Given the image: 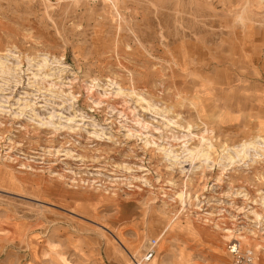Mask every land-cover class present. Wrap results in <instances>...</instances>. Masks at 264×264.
I'll use <instances>...</instances> for the list:
<instances>
[{
  "label": "rangeland",
  "instance_id": "rangeland-1",
  "mask_svg": "<svg viewBox=\"0 0 264 264\" xmlns=\"http://www.w3.org/2000/svg\"><path fill=\"white\" fill-rule=\"evenodd\" d=\"M152 239L263 264L264 0H0V264Z\"/></svg>",
  "mask_w": 264,
  "mask_h": 264
},
{
  "label": "built area",
  "instance_id": "built-area-1",
  "mask_svg": "<svg viewBox=\"0 0 264 264\" xmlns=\"http://www.w3.org/2000/svg\"><path fill=\"white\" fill-rule=\"evenodd\" d=\"M158 240L152 239L145 247L141 259H134V264H155L154 260L157 255ZM228 251L233 258L234 264H256L253 252L243 251L238 242L229 246Z\"/></svg>",
  "mask_w": 264,
  "mask_h": 264
},
{
  "label": "bare ground",
  "instance_id": "bare-ground-1",
  "mask_svg": "<svg viewBox=\"0 0 264 264\" xmlns=\"http://www.w3.org/2000/svg\"><path fill=\"white\" fill-rule=\"evenodd\" d=\"M253 145V144H252ZM202 154H201V156L203 157V159L205 160V161H207L208 160V158H209V156H210V154L208 153V152H206V151H203V152H201ZM228 232V235H227V238H231V239H233L235 236L232 234V232L230 231H227ZM226 232V233H227ZM161 237V236H160ZM225 238V237H224ZM263 264H264V260H263V262H262ZM178 264V263H177ZM188 264V263H187Z\"/></svg>",
  "mask_w": 264,
  "mask_h": 264
},
{
  "label": "crops",
  "instance_id": "crops-1",
  "mask_svg": "<svg viewBox=\"0 0 264 264\" xmlns=\"http://www.w3.org/2000/svg\"><path fill=\"white\" fill-rule=\"evenodd\" d=\"M154 261H156V260H154ZM189 264V263H188Z\"/></svg>",
  "mask_w": 264,
  "mask_h": 264
}]
</instances>
